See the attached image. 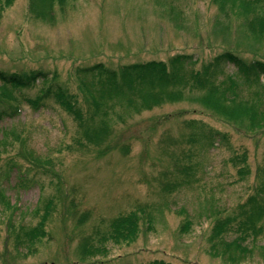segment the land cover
I'll list each match as a JSON object with an SVG mask.
<instances>
[{"label":"rangeland","instance_id":"374dc122","mask_svg":"<svg viewBox=\"0 0 264 264\" xmlns=\"http://www.w3.org/2000/svg\"><path fill=\"white\" fill-rule=\"evenodd\" d=\"M226 52L264 67V0H14L0 71L48 78L0 83V264H264V75L214 69ZM175 56L166 82L85 72L170 70ZM51 84L79 118L45 96ZM129 213L136 237L113 241ZM240 222L254 230L238 243Z\"/></svg>","mask_w":264,"mask_h":264},{"label":"trees","instance_id":"16d2710c","mask_svg":"<svg viewBox=\"0 0 264 264\" xmlns=\"http://www.w3.org/2000/svg\"><path fill=\"white\" fill-rule=\"evenodd\" d=\"M58 1H65V0H58ZM247 4L255 6L256 3H258V0H245ZM14 0H0V17L2 16V13L8 9L12 4ZM256 18H259L260 20L262 19L261 17L255 16ZM181 59H184L181 56H175L170 64H175L174 66H171V69L168 70L165 67V64L162 62H150L147 64H136V65H131V66H125L121 68L119 73H115L113 70H108L103 67L101 64H97L95 66H91L85 69V72H88L89 74H98L100 78L102 77L103 79L106 78L107 81L110 84H114L116 82V79L118 78V75H120L122 80H130L128 77H131V79L135 80H143L146 74H149L148 76H152V74H157L162 81H168L175 76V68H176V63H183ZM214 65L212 66L214 69H219L223 66L227 65H232L233 67L237 68L240 74L247 76L248 72L251 71L256 75H264V67L260 63H254V64H246L242 62L239 58H237L234 54L232 53H221L214 57L213 62ZM253 70V71H252ZM198 77L195 76V78ZM48 76H46L44 73H41L39 71H33L29 73H5L0 71V83L5 85V86H11L14 88L18 89H24L31 87L32 85L35 84L37 80H46ZM197 83H199L198 79L196 80ZM51 86V87H50ZM45 92V96L52 90L55 89L53 92V96L55 100L63 107L67 109V111L72 114L76 115L77 118L80 117V113L78 112L77 109L73 106V104L68 101L66 94L64 93L62 88H53L52 84L50 85ZM32 105L35 107L38 105L36 101H31L30 102ZM16 111V110H15ZM2 111H0L1 113ZM17 112V111H16ZM221 136L218 131H212L207 139L209 142H214L218 137ZM221 141L222 138L219 137ZM232 160V159H231ZM233 161V160H232ZM261 195L260 191H257L250 199V202L255 203L256 210L260 211V204L258 203L259 197ZM4 197V193L0 191V198ZM49 204H47L48 208ZM252 213H254L252 209ZM255 214V213H254ZM253 216L252 214H250ZM44 219L45 217L43 216L41 220L38 222V224L33 227L32 229L24 232L25 236V241L26 244H33L34 242L38 241L40 238L44 236ZM247 219H250L247 217ZM248 223V222H247ZM246 222H240L236 228L237 231L240 233V237L237 239V242L243 241L247 235L246 233L249 231L250 233L253 234L254 226L251 224L250 227L249 224ZM227 223H218L217 230H219L218 234H227ZM137 217L134 213H129L125 215H120L113 223L111 224V229L109 231V237L115 242H130L134 240V238L137 235ZM29 242V243H28ZM235 244L240 250H243L242 246L240 244ZM148 264H165L163 261H152Z\"/></svg>","mask_w":264,"mask_h":264}]
</instances>
